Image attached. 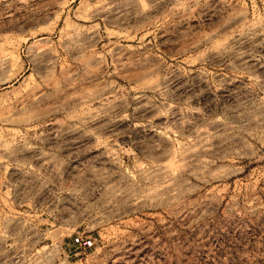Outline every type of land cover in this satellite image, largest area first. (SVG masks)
Instances as JSON below:
<instances>
[{
    "label": "rangeland",
    "instance_id": "374dc122",
    "mask_svg": "<svg viewBox=\"0 0 264 264\" xmlns=\"http://www.w3.org/2000/svg\"><path fill=\"white\" fill-rule=\"evenodd\" d=\"M0 264H264V0H0Z\"/></svg>",
    "mask_w": 264,
    "mask_h": 264
}]
</instances>
